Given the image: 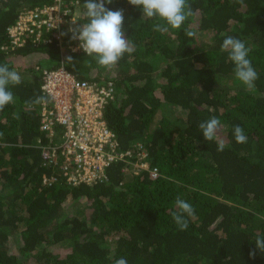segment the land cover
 I'll return each mask as SVG.
<instances>
[{
  "label": "trees",
  "instance_id": "1",
  "mask_svg": "<svg viewBox=\"0 0 264 264\" xmlns=\"http://www.w3.org/2000/svg\"><path fill=\"white\" fill-rule=\"evenodd\" d=\"M62 1L77 17L81 9L79 24L88 22L84 0ZM53 2L0 0V65L21 76L9 85L13 102L0 110V264H115L122 257L128 264H264V252L249 256L264 238V0H187L193 14L166 33L154 30L164 21L113 0L106 7L123 10L132 48L114 73L57 41L9 46L7 29L21 9ZM227 36L250 49L258 73L252 88L235 77L230 50L221 48ZM42 54L55 59L44 68L63 61L78 80L114 83L116 100L105 118L118 149L157 168L159 178L146 170L128 176L129 165L119 161L107 169V182L45 183L52 170L39 146L48 137L40 131L42 103H34L44 97L35 71L41 62L23 63ZM213 116L221 126L204 140L199 124ZM237 125L246 143L235 141ZM178 196L195 210L185 214L186 230L173 219Z\"/></svg>",
  "mask_w": 264,
  "mask_h": 264
},
{
  "label": "built area",
  "instance_id": "2",
  "mask_svg": "<svg viewBox=\"0 0 264 264\" xmlns=\"http://www.w3.org/2000/svg\"><path fill=\"white\" fill-rule=\"evenodd\" d=\"M76 11L62 0L42 7L23 8L13 25L8 27L10 47L18 49L27 43L38 46L57 41L60 49L71 53L84 51L78 40L65 39L69 29L79 25ZM86 54V53H85ZM41 78V91L48 103L41 104L40 131L48 143L39 146L43 166L52 170L45 183L51 185L64 179L71 186L107 182V169L116 162L126 161L131 152L120 151L115 133L109 128L105 114L116 100L112 81L104 84L78 80L63 61L56 68L36 66ZM146 154H142L144 159ZM138 171L150 172L159 178L157 168L137 162ZM135 172V174H139Z\"/></svg>",
  "mask_w": 264,
  "mask_h": 264
},
{
  "label": "clouds",
  "instance_id": "3",
  "mask_svg": "<svg viewBox=\"0 0 264 264\" xmlns=\"http://www.w3.org/2000/svg\"><path fill=\"white\" fill-rule=\"evenodd\" d=\"M112 2L113 0H84L83 7L86 9L84 15L88 18V22L69 29L72 33L71 39L78 40L79 47L84 53L94 57L103 67L115 65L124 53L132 51L123 31V10H111L106 7ZM128 2L140 8L144 16L164 21L163 24H154V30L161 33H166L169 27L179 29L193 14L187 0H128ZM186 35L192 37L195 33L186 31ZM221 48L230 50L228 58L235 65V77L247 88H252L254 81L258 79V73L248 59L250 49L246 48L244 42L232 36H227L223 40ZM20 82L21 76L17 71L9 70L7 65H0V110L13 102L14 97L9 85H18ZM34 103H48V100L41 96L37 97ZM220 126L221 122L215 116L201 122L199 128L204 140H213ZM233 134L237 143L247 142V136L239 125L234 127ZM224 147L223 141H219L217 151L222 152ZM175 205L180 212L174 214L173 219L181 230H186L188 220L185 219V214L192 217L195 210L190 203L179 196ZM259 218L264 219V217ZM257 250L264 252V238L256 239L255 249L249 253L250 258L255 257ZM115 264H128V262L122 257L115 260Z\"/></svg>",
  "mask_w": 264,
  "mask_h": 264
},
{
  "label": "rangeland",
  "instance_id": "4",
  "mask_svg": "<svg viewBox=\"0 0 264 264\" xmlns=\"http://www.w3.org/2000/svg\"><path fill=\"white\" fill-rule=\"evenodd\" d=\"M79 11V10H78ZM80 16L79 17H81V9H80V14H79ZM77 16H78V12H77ZM66 51L63 53V56L65 55L66 56ZM38 61H40L41 63V66H43V67H50V66H52V65H54V63H55V59H47L43 54L42 55H33V56H29V57H26V58H24L23 59V63L25 64V65H28V66H32V65H34L35 63H37ZM116 67H115V65H113V66H110V67H108V69L106 70V72H112V73H114V72H116ZM37 74V73H36ZM115 76V75H114ZM127 164L129 165V167H126V169H125V173H127L128 174V176H130L131 175V173H138L139 171H138V167H137V162L136 161H128L127 162ZM71 205V204H70ZM74 206L76 205V204H73ZM57 249H58V247H57Z\"/></svg>",
  "mask_w": 264,
  "mask_h": 264
}]
</instances>
